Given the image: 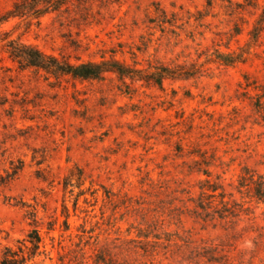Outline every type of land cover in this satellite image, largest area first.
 Instances as JSON below:
<instances>
[{
  "label": "rangeland",
  "instance_id": "rangeland-1",
  "mask_svg": "<svg viewBox=\"0 0 264 264\" xmlns=\"http://www.w3.org/2000/svg\"><path fill=\"white\" fill-rule=\"evenodd\" d=\"M263 6L70 0L2 24L74 63L191 76H54L0 46V259L37 227L43 253L29 264H264Z\"/></svg>",
  "mask_w": 264,
  "mask_h": 264
},
{
  "label": "trees",
  "instance_id": "trees-1",
  "mask_svg": "<svg viewBox=\"0 0 264 264\" xmlns=\"http://www.w3.org/2000/svg\"><path fill=\"white\" fill-rule=\"evenodd\" d=\"M70 0H16L5 14L0 16V27L12 17L37 18L51 11H57ZM264 27V6L253 29V38H257ZM0 46L8 56L19 63L21 67H32L43 70L54 76L70 75L81 79H100L107 73H115L120 79L144 80L162 87L166 78H188L191 76L182 65L150 66L149 69L136 68L116 58L101 61H84L79 63L47 54L37 46L26 44L20 39L11 38L9 33L0 29ZM217 60L221 64L233 65L243 61L242 56L232 52H218ZM30 243L28 246L26 243ZM17 249L12 246L5 247L0 264H29L36 256L43 253V240L37 227H33L23 240L18 242ZM25 248L29 249L25 252ZM39 264V263H36Z\"/></svg>",
  "mask_w": 264,
  "mask_h": 264
}]
</instances>
